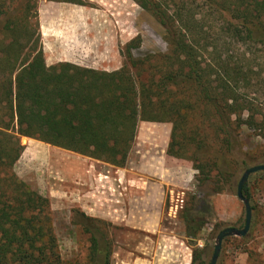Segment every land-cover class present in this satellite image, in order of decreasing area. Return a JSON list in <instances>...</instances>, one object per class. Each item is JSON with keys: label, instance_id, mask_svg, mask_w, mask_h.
<instances>
[{"label": "trees", "instance_id": "trees-1", "mask_svg": "<svg viewBox=\"0 0 264 264\" xmlns=\"http://www.w3.org/2000/svg\"><path fill=\"white\" fill-rule=\"evenodd\" d=\"M32 1L0 0V264H66L50 200L14 170L22 137L124 168L141 122L170 123L167 154L193 164L199 187L226 176L224 157L241 146L244 125L264 138L263 108L255 103L264 89V0H133L164 28L168 50L136 56L138 36L112 72L47 66ZM243 193L250 201L248 185ZM189 203L181 219L195 240L204 223L191 217ZM97 230L89 264H112L113 246ZM201 255L195 249L192 264Z\"/></svg>", "mask_w": 264, "mask_h": 264}, {"label": "rangeland", "instance_id": "rangeland-1", "mask_svg": "<svg viewBox=\"0 0 264 264\" xmlns=\"http://www.w3.org/2000/svg\"><path fill=\"white\" fill-rule=\"evenodd\" d=\"M81 1L88 12L96 15L92 18L91 26L98 30L90 41V48L97 61L108 63L112 68H121L124 62L121 49L138 36L142 39V45L140 49L134 50L136 56L167 52L164 28L133 0ZM34 2L39 11L41 6H50L53 1L33 0L31 4ZM62 7L75 11L82 9L76 4ZM216 19L218 18L211 15L209 24L215 25L213 20ZM222 23L223 19L216 21L218 25ZM101 46L103 47L100 48ZM255 97V103L262 106L264 116V89L258 88ZM263 116H258V120ZM171 130L170 123L139 124L132 149V157L136 165H140L136 168L137 172L162 174L159 153L170 141ZM240 134L241 146L234 155L227 154L224 157L221 168L226 171V176L220 175L215 181L206 182L203 186L199 187V172L191 162L168 159L171 169L166 170L165 174L177 184L173 185L174 192L169 193L166 198L159 231L172 238H161L159 243L157 238L160 233L148 234L95 218L90 208L98 204L102 209L105 204L112 203L108 197H113L112 189L105 186L111 182L101 180L99 173L114 174L116 169L104 162L22 137L21 143L25 150L14 170L21 180L50 200L52 226L61 259L66 264H89L91 236H97V229L111 242L113 253L120 249L133 252L134 256L148 253L145 255L151 260H158L157 264H192L193 251L199 249L202 255L195 264H209L219 233L229 227L244 228L245 206L237 197V187L243 173L252 166L264 164V138L260 136V130L244 125ZM151 154L157 155V158L142 157ZM227 181L229 185L223 191L212 192L218 183L221 186ZM247 185L253 207L250 231L245 237L226 238L217 264H264V174L258 172L251 175ZM114 194L118 196L116 192ZM189 202L194 204L191 217L196 222L204 223L195 240L187 238L186 227L181 219L183 211L191 206ZM88 217L92 219L89 220ZM148 235L153 239L146 240L145 236ZM157 251L158 257L155 255ZM114 261L116 259L113 260L112 255V264Z\"/></svg>", "mask_w": 264, "mask_h": 264}, {"label": "crops", "instance_id": "crops-1", "mask_svg": "<svg viewBox=\"0 0 264 264\" xmlns=\"http://www.w3.org/2000/svg\"><path fill=\"white\" fill-rule=\"evenodd\" d=\"M50 4V6H41L39 8L40 31L47 66L69 63L82 68L108 72L120 69L112 68L108 63L104 64L97 61L91 54L90 41L97 35L98 30L97 27L93 29L91 26L92 18L96 17L94 13L88 12L86 6L78 5L82 9L75 11L69 7H62L69 6L70 3L50 2ZM109 69L112 70L110 71ZM168 145L169 142L166 148L161 151L162 154H160L161 152L159 153L162 159V174L156 172L142 174L137 172L136 168L140 165H136L132 157V150L124 168H117L104 163L116 169L114 174L99 173L101 180L111 182V184L108 183L105 186L108 185L112 189L113 197H108L112 203L105 204L102 209H100L98 204L90 208L91 212L95 214V218L105 219L119 226L139 229L148 234L160 233L157 243L160 242L161 238L171 239L172 237L159 231L162 227L161 218L164 213L166 198L169 193L174 192L173 185L177 184L171 177H167V173L165 174L166 170L171 169L168 159L177 160L167 154ZM142 157L144 159L147 157L157 158V155H142ZM114 192L120 197H116ZM171 211L174 212V209L171 208ZM145 239L151 240L153 237L148 235L145 236ZM145 254L148 253H144V256H134L133 252L127 250H115L113 260L116 259V261L113 263L157 264L158 260L154 261L155 258L151 260ZM158 254L159 252L157 251L156 257H158Z\"/></svg>", "mask_w": 264, "mask_h": 264}, {"label": "water", "instance_id": "water-1", "mask_svg": "<svg viewBox=\"0 0 264 264\" xmlns=\"http://www.w3.org/2000/svg\"><path fill=\"white\" fill-rule=\"evenodd\" d=\"M261 171H264V164L252 166V167L246 169L245 172L243 173V175H242V177L238 183L237 197L240 201H242L244 203V206H245L246 215H245L244 228L243 229H237V228L229 227V228H226L219 233V235L217 236V242L215 245L214 253H213L212 259H211L209 264H217L218 263V260H219V257H220L221 251H222V245H223V242L226 238L232 237V236L245 237L249 233L250 228H251V224H252L253 213H252L251 203L244 196L243 189L247 185L250 176L253 174H256L258 172H261Z\"/></svg>", "mask_w": 264, "mask_h": 264}]
</instances>
